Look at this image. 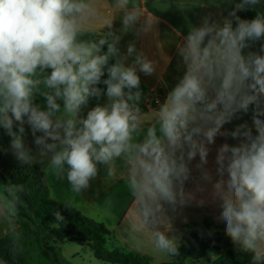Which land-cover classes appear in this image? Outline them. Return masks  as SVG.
<instances>
[{
  "label": "clouds",
  "instance_id": "obj_1",
  "mask_svg": "<svg viewBox=\"0 0 264 264\" xmlns=\"http://www.w3.org/2000/svg\"><path fill=\"white\" fill-rule=\"evenodd\" d=\"M145 4L116 0L121 33L154 31L158 18L146 15ZM247 10L255 17L237 14ZM99 15L93 0H0V128L11 137L16 160L29 167L46 162V174L66 178V207L91 187L101 166L114 177L120 161L136 204L128 230H147L154 250L169 257L179 256L181 246L180 237L170 235L169 211L193 201L203 206L206 199L197 194L208 193L232 243L251 253V264H264V2L240 0L221 20L205 16L189 28L177 44L183 74L164 101L149 109L155 113L149 122L138 73L154 75L158 63L134 43L122 53L111 19L103 35L84 39L86 26ZM101 82L106 90L97 86ZM37 95L45 107L35 102ZM102 96L104 104L82 115L91 98ZM249 111L252 126L245 121L222 131ZM25 124L35 153L25 144ZM217 136L238 143L217 148L213 171L207 167L209 146ZM190 180L195 188L188 190ZM25 192L23 184H0V219L14 234V254ZM54 216L64 220L59 211ZM135 248H142L139 239Z\"/></svg>",
  "mask_w": 264,
  "mask_h": 264
},
{
  "label": "crops",
  "instance_id": "obj_2",
  "mask_svg": "<svg viewBox=\"0 0 264 264\" xmlns=\"http://www.w3.org/2000/svg\"><path fill=\"white\" fill-rule=\"evenodd\" d=\"M131 2L143 6L145 0H131ZM93 3L99 8L100 15L86 26L89 33L103 35L107 31L104 27L107 21L114 20L113 30L121 35L119 47L122 53L126 52L129 43H134L137 50L143 51L150 59L158 63L154 75L146 76L142 72L138 73L147 91V99L142 101L141 109L145 112V121L149 122L155 115L154 112L149 111L150 108H156L151 107L153 100L159 97L163 102L167 92L171 90L183 74L181 58L177 55V44L183 41V37L187 35L191 26H200L205 16H210L212 20L219 21L223 16H227V13L232 10L235 3H239V0H146L145 7L148 9L146 15H154L158 18V23L154 26V31L141 33L140 35L133 31L120 32L122 13L115 7L116 0H93ZM181 6L184 8H181ZM178 64H181L179 68ZM35 102L40 104L41 107L46 106L45 99L42 96L37 95ZM105 102L106 96L89 103L83 109L82 115L86 116L87 111L92 107ZM245 121L248 122L249 126H252L251 111L247 114L240 113L238 118H234L231 123L225 124L222 131H232L237 125ZM253 132L255 134L254 128ZM0 133L5 136L1 143L3 147H7V159L1 161L0 156L1 173L11 159L16 158L10 148L11 137L6 134L3 128H0ZM37 135H40V133H37ZM24 141L33 153L37 151L30 126L27 124H25ZM223 143L236 144L238 141L230 136H217L215 144L209 146L211 151L207 167L213 171L215 169L216 150ZM198 160L199 157L192 162L194 176L199 175L194 167ZM32 166L43 171L51 199L65 206V201L70 194V185L67 179L57 180L51 174H46L44 170L46 169V162L44 164L34 163ZM194 188L195 183L193 181L187 182L186 189L191 190ZM208 189L210 193L211 185H208ZM200 198L206 199L203 206L193 201L182 209H178L176 213L171 211L168 213L172 217L173 226V233H170V235L179 236L180 243L184 240L187 226L191 223L210 221L214 226L224 223L217 219L220 212L218 202L213 203L208 193H205L204 197L197 194V199ZM69 208L96 223H102L109 230L110 237L105 245L107 249H119L126 253L147 256L152 264H163L170 261L169 256L154 250L150 232L141 229L136 232L128 230L129 225L136 221V204L126 183V176L120 161H117V173L114 177H108L101 166L98 177L91 182V187L81 196L76 197L73 207ZM15 223L17 227V221ZM10 232L7 223L0 219V238ZM137 239L142 242L140 251L135 248Z\"/></svg>",
  "mask_w": 264,
  "mask_h": 264
},
{
  "label": "trees",
  "instance_id": "obj_3",
  "mask_svg": "<svg viewBox=\"0 0 264 264\" xmlns=\"http://www.w3.org/2000/svg\"><path fill=\"white\" fill-rule=\"evenodd\" d=\"M237 14L242 19H252L256 12L247 10ZM100 36L98 33L88 32L83 38L96 39ZM103 51H107L106 45ZM114 62V59L109 60V64ZM107 75L105 71L102 80L106 79ZM97 86L106 90V85L102 82ZM141 89L144 93L142 101H145L147 91L142 81ZM96 100L91 98L89 103ZM0 134L1 138L5 139L4 134ZM4 149L7 150V147ZM0 178L2 184L13 182L23 184L26 188L23 195L26 206L20 207L16 219L18 248L14 254L12 232L0 238V264H62L56 245L72 241L87 243L95 258L108 263L152 264L147 256L126 253L119 249H107L105 245L110 237L109 230L102 223H96L52 200L40 168L21 165L13 158L1 171ZM56 211L64 217L62 222L56 221L54 216ZM180 245V255L170 257V261L163 264H186L188 258L198 260L204 257L209 249L218 252L213 264H251V253L241 251L232 243L225 234L224 223L219 226H214L210 221L191 223L187 226L186 236Z\"/></svg>",
  "mask_w": 264,
  "mask_h": 264
},
{
  "label": "rangeland",
  "instance_id": "obj_4",
  "mask_svg": "<svg viewBox=\"0 0 264 264\" xmlns=\"http://www.w3.org/2000/svg\"><path fill=\"white\" fill-rule=\"evenodd\" d=\"M1 141L2 138L0 134V156H1V161H3L7 159V155H6V150L4 149ZM0 184H2L1 178H0ZM49 241L51 240L49 239ZM57 248H58L60 261L62 264H112L95 258L91 248L87 243L72 241L63 244H58ZM217 256H218V252L216 250L209 249L206 251L204 257L198 260L188 258L186 260V264H213V260Z\"/></svg>",
  "mask_w": 264,
  "mask_h": 264
},
{
  "label": "built area",
  "instance_id": "obj_5",
  "mask_svg": "<svg viewBox=\"0 0 264 264\" xmlns=\"http://www.w3.org/2000/svg\"><path fill=\"white\" fill-rule=\"evenodd\" d=\"M159 100L162 102V99L157 97L155 100H154V103L151 104V107H158V105L156 104V101Z\"/></svg>",
  "mask_w": 264,
  "mask_h": 264
}]
</instances>
